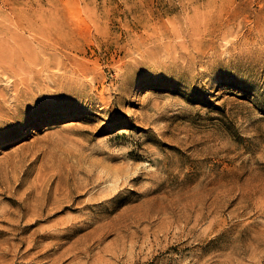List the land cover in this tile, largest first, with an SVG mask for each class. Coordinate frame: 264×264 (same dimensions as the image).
Returning <instances> with one entry per match:
<instances>
[{
    "label": "rangeland",
    "instance_id": "obj_1",
    "mask_svg": "<svg viewBox=\"0 0 264 264\" xmlns=\"http://www.w3.org/2000/svg\"><path fill=\"white\" fill-rule=\"evenodd\" d=\"M20 14L0 264H264V0H0Z\"/></svg>",
    "mask_w": 264,
    "mask_h": 264
},
{
    "label": "bare ground",
    "instance_id": "obj_2",
    "mask_svg": "<svg viewBox=\"0 0 264 264\" xmlns=\"http://www.w3.org/2000/svg\"><path fill=\"white\" fill-rule=\"evenodd\" d=\"M11 19H12V17H11ZM25 21H27V16L26 15H24V14H20L19 15V24L18 23H15V24H13L12 22V24H9L8 22H6V24L4 23V22H1L0 21V69L2 70V72H8V71H10L11 72V70H8V68L9 67H11V69H13V67L15 68V62H18L17 60L18 59H15V60H13V59H11V55H10V53L8 52V51H11V49L9 48L10 46H11V42H10V45H9V42L7 41V45L5 44L6 43V41L4 42V40L5 39H3V37H5V36H7V37H12L13 36V38L14 37H16V38H18L19 40H20V36H21V34L19 33V29H26V25H24V22ZM39 27V26H38ZM11 35V36H10ZM36 36V35H35ZM22 38V37H21ZM23 39V38H22ZM8 40V39H7ZM193 40V39H192ZM22 41V40H21ZM26 41V40H25ZM15 42H17V40L15 41ZM15 42H13V43H15ZM19 42V41H18ZM27 42V41H26ZM194 42V41H193ZM17 44V43H16ZM29 44V43H28ZM9 45V46H8ZM13 45V44H12ZM18 45V44H17ZM13 46H15V45H13ZM20 46H21V44H20ZM23 46H24V44H23ZM31 46V45H30ZM16 47V46H15ZM27 48V47H26ZM35 48V47H34ZM33 48V49H34ZM13 49H15L14 47H13ZM19 49V48H18ZM18 49H16V50H18ZM29 49V48H28ZM16 50H15V54L16 53H18V52H16ZM19 51V50H18ZM22 51H24V49L22 50ZM196 51V50H195ZM12 52H13V50H12ZM21 53V52H20ZM19 53V54H20ZM26 53V52H25ZM36 53V52H35ZM23 54V53H22ZM27 54V53H26ZM16 55H18V54H16ZM23 55H21L20 57H22ZM29 56V55H28ZM13 58V57H12ZM19 58V57H18ZM24 59V58H23ZM27 60V59H26ZM19 61H20V59H19ZM25 61V60H24ZM23 61V62H24ZM195 61V60H194ZM23 64V63H22ZM22 64H21V66H22ZM13 71V70H12ZM15 71V70H14ZM3 99H5V98H3ZM110 167V166H109ZM114 168H115V166H114ZM143 168V167H142ZM109 169V168H108ZM107 169V170H108ZM92 170V169H91ZM94 170V169H93ZM102 170V169H101ZM106 170V171H107ZM117 170V169H116ZM124 170V169H123ZM137 170V169H136ZM104 171V170H103ZM108 172V171H107ZM113 172H114V169H113ZM115 172H118V171H115ZM114 172V173H115ZM123 172V171H122ZM113 173V174H114ZM148 173V172H147ZM152 173V172H151ZM101 174H103V172L101 173ZM101 174H99V175H101ZM108 174V173H107ZM154 174V173H153ZM156 175V174H155ZM97 176V175H96ZM110 176V175H109ZM121 176V175H120ZM127 176V175H126ZM150 176H151V174H150ZM105 177H107L106 175H105ZM114 177V176H113ZM118 177H119V175H118ZM117 177V178H118ZM123 177V176H122ZM135 177V176H134ZM98 178L99 177H97V180H98ZM124 178V177H123ZM156 178V177H155ZM154 178V179H155ZM106 179H108V178H106ZM110 179H112V178H110ZM121 179V178H120ZM122 181H124L123 179H121ZM107 181V180H106ZM111 181V180H110ZM116 182V181H115ZM118 182V181H117ZM113 183V182H112ZM126 184V182L124 181L123 182V184ZM111 184V183H110ZM109 185V184H108ZM111 185H113V184H111ZM114 185H116L115 183H114ZM113 185V187H115ZM112 189V188H111ZM113 189H115V188H113ZM55 191V190H54ZM105 193V192H104ZM34 207V206H33ZM32 209V208H31ZM41 209V208H40ZM32 216H35V215H37V214H39V212L37 211V210H32ZM41 218V217H40ZM38 219L39 218H37V217H31L30 218V222H32V223H36L37 221H38ZM55 221H57V220H55ZM54 221V222H55ZM58 222V221H57ZM68 222V221H67ZM64 223V222H63ZM18 224V223H17ZM29 224V223H28ZM65 224V223H64ZM63 224V225H64ZM24 225V224H23ZM56 225V224H55ZM58 225V224H57ZM66 225V224H65ZM74 225V224H73ZM53 226H54V223H53ZM55 227V226H54ZM58 227H59V225H58ZM51 228H53V227H51ZM51 232V231H50ZM58 232V231H57ZM41 233H42V231H41ZM46 233V232H45ZM45 235H47V234H45ZM52 236L53 235H55V234H51ZM12 238V237H11ZM20 246V245H19ZM7 247V246H6ZM32 247H34V245H32V244H30L29 246H27V248H32ZM27 248H26V250H27ZM28 258V257H27Z\"/></svg>",
    "mask_w": 264,
    "mask_h": 264
}]
</instances>
